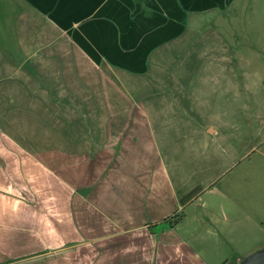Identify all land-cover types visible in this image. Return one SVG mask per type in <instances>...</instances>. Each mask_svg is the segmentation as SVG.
I'll list each match as a JSON object with an SVG mask.
<instances>
[{"label":"crops","instance_id":"1","mask_svg":"<svg viewBox=\"0 0 264 264\" xmlns=\"http://www.w3.org/2000/svg\"><path fill=\"white\" fill-rule=\"evenodd\" d=\"M235 2L0 0V264L264 246V43L237 54Z\"/></svg>","mask_w":264,"mask_h":264},{"label":"rangeland","instance_id":"2","mask_svg":"<svg viewBox=\"0 0 264 264\" xmlns=\"http://www.w3.org/2000/svg\"><path fill=\"white\" fill-rule=\"evenodd\" d=\"M233 9L236 11L233 19L236 31L234 47L240 57L250 58L257 47L252 41L253 36L255 40L262 36L264 43V0H236ZM253 9H256L254 20Z\"/></svg>","mask_w":264,"mask_h":264},{"label":"water","instance_id":"3","mask_svg":"<svg viewBox=\"0 0 264 264\" xmlns=\"http://www.w3.org/2000/svg\"><path fill=\"white\" fill-rule=\"evenodd\" d=\"M235 264H264V246L243 257Z\"/></svg>","mask_w":264,"mask_h":264},{"label":"trees","instance_id":"4","mask_svg":"<svg viewBox=\"0 0 264 264\" xmlns=\"http://www.w3.org/2000/svg\"><path fill=\"white\" fill-rule=\"evenodd\" d=\"M192 196H193V195H192ZM192 196H190L189 198H187V199L184 201V203H185L187 200L191 199ZM183 216H184V212H183V211H182L181 213L176 214V215L173 217V219L170 220V225H175V224H177V223L183 218Z\"/></svg>","mask_w":264,"mask_h":264}]
</instances>
